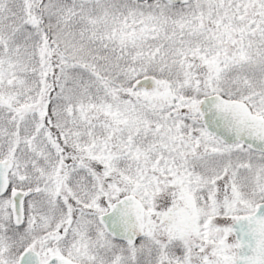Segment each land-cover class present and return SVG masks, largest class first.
Segmentation results:
<instances>
[{
  "label": "snow or ice",
  "instance_id": "obj_1",
  "mask_svg": "<svg viewBox=\"0 0 264 264\" xmlns=\"http://www.w3.org/2000/svg\"><path fill=\"white\" fill-rule=\"evenodd\" d=\"M0 264H264V0H0Z\"/></svg>",
  "mask_w": 264,
  "mask_h": 264
}]
</instances>
